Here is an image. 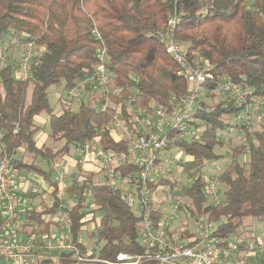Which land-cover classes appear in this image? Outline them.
Segmentation results:
<instances>
[{"label":"trees","instance_id":"trees-1","mask_svg":"<svg viewBox=\"0 0 264 264\" xmlns=\"http://www.w3.org/2000/svg\"><path fill=\"white\" fill-rule=\"evenodd\" d=\"M175 12L182 17L174 37L185 47L187 60L203 59L213 68L210 90L223 79L237 82L244 77L254 95L264 99V0H0V40L32 39L44 48L29 80L15 79L14 63L0 75V156L11 157L17 170L43 175L53 189L52 201L39 205L33 202L41 195L39 191L23 192L30 203L26 204L18 233L40 248L41 258L35 264H102L79 262L73 253L53 257L47 252L52 226H61L53 219L54 214L64 204L57 195V182L50 180L53 170L46 171L36 165V160L63 159L71 147L95 140L106 152L125 151L127 141L110 130L101 131L118 109L129 121L133 117L129 102L133 107L149 108L152 103L171 107L172 96L189 92L187 80L178 75L181 67L155 37ZM101 49L107 52V68L112 73L107 93L111 106L100 111L105 102L101 92L90 90L77 111L64 108L60 114L54 112L50 87L61 85L68 91L92 75ZM30 86L33 89L28 103ZM239 111L231 100L212 106L203 102L196 115L207 123L204 138L177 144L189 161L182 172L192 183L183 188V195L193 205L192 216L216 223L213 237L226 239L234 235L241 238L238 230L245 227L246 219L261 223L264 233V124L252 133L243 128L245 143L231 149V162L216 177L222 202L210 205L204 193L201 171L205 162L219 158L214 154L216 146H223L219 132L230 127V119ZM42 113L48 114L50 139L64 142L56 150L39 146L35 139L34 120ZM20 150L34 163L17 158ZM246 152L248 160L243 163ZM77 169L80 177L66 187V197L74 199L63 210L75 242L89 231V224L95 225V231L88 232L87 237H96V241L88 248L80 247L83 257L116 263L120 253L145 255L138 241L140 217L123 201L121 190L96 184L93 175L85 174L79 166ZM121 171L128 173L136 168L129 165ZM163 184L175 188L182 182L164 179ZM153 217L159 219V215ZM224 217L227 223H222ZM176 236L178 242H184L191 234L185 230ZM95 246L97 249L88 255V249ZM244 248L240 245L239 251ZM0 264L9 263L0 260Z\"/></svg>","mask_w":264,"mask_h":264},{"label":"built area","instance_id":"built-area-1","mask_svg":"<svg viewBox=\"0 0 264 264\" xmlns=\"http://www.w3.org/2000/svg\"><path fill=\"white\" fill-rule=\"evenodd\" d=\"M181 17L182 13L172 14L167 19L165 29L157 32L155 37L164 46L166 53L181 67L178 75L187 80L189 92L182 96H172L171 107L156 104H151L149 108L133 107V103L129 102L128 105L133 108V117L129 121L118 109L113 119L101 127V131L110 130L121 140L127 141L128 148L125 151L106 152L96 140L76 147L81 157L80 162L86 161L91 155L97 156L100 159L98 167L105 175V180L110 182L111 187L121 190L123 201L129 207H136L140 211L138 241L145 250V255L120 253L116 263L83 257L80 247L88 248V243L83 238L76 242L73 240L71 225L63 210L65 203L69 201L66 197L67 171L65 167H60L56 179L59 187L57 195L62 201L65 197L66 200L53 218L61 224L59 235L55 240L49 237L46 244L47 252L53 257L73 253L79 262L102 264H221L222 261H230L239 251L240 245L244 246L241 238L236 235L229 239L213 237L217 224L203 216H192L193 205L183 195V188L189 187L192 181L182 172L184 163L176 162L169 152L176 149L179 155L184 154L177 147L178 143L202 141L207 123L196 114L211 93H218L224 100H231L240 108L232 117L235 125L230 126L231 131L240 127L251 133L258 130L264 124V99L254 95L244 77H240L237 82L223 79L215 90H210L209 84L214 80L212 66L203 59L188 61L185 47L174 37V29L181 23ZM11 45L20 54V60L15 67V79L27 81L31 77L34 62L41 57L44 48L32 39H14L11 42L0 40V75L8 65ZM111 77L112 73L107 68V52L101 49L92 75L82 79L67 92L71 100L81 102L90 90L100 91L105 101L100 111L104 112L111 106L107 94ZM129 165L134 166L136 171H121ZM221 171H216L213 177L205 180L204 193L210 205L222 202L216 178ZM174 172L185 176L182 185L172 188L163 184L164 179L177 181L170 178ZM19 173L14 168L11 157L0 156V260L9 264H35L41 258L38 252L40 248L18 233L27 204L18 194L22 191ZM162 187L169 188V192H162ZM168 195L175 201L169 206L164 201V197ZM155 215H159V219H154ZM191 221L196 229L190 232L191 237L188 240L178 242L168 236L173 222H180L183 228H188ZM221 221L227 223V218L224 217ZM96 249V246L89 248L88 255ZM232 262L246 264L249 259Z\"/></svg>","mask_w":264,"mask_h":264},{"label":"rangeland","instance_id":"rangeland-1","mask_svg":"<svg viewBox=\"0 0 264 264\" xmlns=\"http://www.w3.org/2000/svg\"><path fill=\"white\" fill-rule=\"evenodd\" d=\"M32 89H33L32 86H30L28 89V103L31 100ZM0 93L1 94L3 93V87L1 85V82H0ZM49 93H50V96H49L50 102L55 112H57V108H59L60 110L63 108H71L73 111H77L80 107V102H75L71 100L68 92L65 91L63 89V86L61 85L60 86L55 85V86L50 87ZM223 101H226V100H224L223 97L220 96L218 93H214L213 98H207L204 102L207 103L209 106H212L218 102H223ZM152 104H155V103H152ZM56 106H59V107H56ZM47 119H48L47 113H42L41 115L35 118L34 127L37 128V135L35 139L38 141L39 144L43 143L47 147H51L55 149L62 147L64 145V142L53 143V141L50 140V138H48L50 130H49V127L46 125ZM229 125L234 126L235 119L231 118ZM219 138L222 140L223 146H216L214 148V154L218 156L219 158H214L210 161L205 162L204 167L201 171V176L204 180L213 177L216 171L223 170L224 168L228 166V164L231 162V155H230L231 149L233 147H237L245 143V130L240 127V128H234L233 131H231L230 127L227 126L225 129L219 132ZM22 153H23V150H20L17 154V158L23 160L27 164H30L32 162L34 163L31 156L29 155L22 156L23 155ZM169 153H171V157L175 159L176 162L181 161V164L183 163L187 164L189 162L186 155L183 153L179 155L176 149H174L173 151ZM77 156L78 154H77L76 148L74 146L71 147L70 154H69L70 158L68 159L69 163L74 162ZM247 160H248V153L246 152L243 155V163L246 162ZM36 161H37L36 165L41 166L42 159L39 158ZM98 161H100L99 158H98ZM240 161H242V158L240 159ZM21 173L24 177H27L28 180L30 181V184H31L30 189H34L35 191H40V189L43 188L42 186L46 184L47 182V180H45L43 175L41 174H37L33 172L30 176H27V172L25 170H23ZM170 178L180 181V182H184L185 180V176L178 172H174L172 175H170ZM51 179L53 181L57 179V172L55 170L53 171L51 175ZM94 180L95 182L98 181L97 179H94ZM190 181H192V179H190ZM104 184L110 185V182L106 181ZM164 190L167 191V193L169 192V188L162 187L161 191L163 192ZM218 190L220 194L221 189L219 188V186H218ZM42 192L43 193H41L40 196L36 197V200H34V204L39 205V203H41L42 201L44 202L48 201V196L47 194L44 193V189H42ZM28 201L29 200L27 199V202ZM164 201L167 206L175 202L173 197H171L170 195L165 196ZM132 210L137 216L140 215V211L136 207H133ZM100 217H101V214L97 215L98 219ZM180 225H181L180 222H173L169 228L170 235H172L177 241H178V236H176L177 235L176 229L180 227ZM244 225L245 227L240 228L238 232L242 233L241 240L243 241L245 248L240 250L241 251L240 256L237 253V255H233L231 260L233 261L241 260L242 262H244L245 260L249 259L252 264H262V261L264 260L263 225L253 219L244 220ZM94 226H95L94 224H89L87 226V228L89 229L88 232L92 233L93 231H95ZM195 229H196V225L194 224V222L192 221L189 222L188 231L192 233L193 231H195ZM88 232L86 231L83 233V238L88 243V246H90L93 243H95L96 237H93V238L87 237ZM100 245H102V243Z\"/></svg>","mask_w":264,"mask_h":264},{"label":"crops","instance_id":"crops-1","mask_svg":"<svg viewBox=\"0 0 264 264\" xmlns=\"http://www.w3.org/2000/svg\"><path fill=\"white\" fill-rule=\"evenodd\" d=\"M9 53H10V56H9L8 64L9 63H14V65L16 67L18 62H19V60H20L19 51L15 48L14 45H11ZM55 105H56V103H55ZM56 107H59V106H56ZM63 109L60 110L59 108H57V112L56 113L60 114ZM46 122H47V120H46ZM48 138H50L49 135H48ZM37 143H38V141H37ZM38 145L39 146H43L45 144H43V143L39 144L38 143ZM53 149L56 150L55 148H53ZM77 154H78V156H77V158H76V160L74 162H70L69 163L68 159L70 157L68 155V156H65L63 159H56L55 161H52V162H49V161H46V160H42L41 167L44 168L46 171L51 169L53 171L55 170L56 172L59 170L60 167H65L66 171H67V179H66V186L67 187L72 183V181L74 179H78L80 177V175L78 176V173H77V170H78L77 167L78 166L82 169L83 172H85V174L93 175V180L94 179L98 180L97 182H95V180H94V183H96V184H104L106 182L105 175L103 173H101V171H100V169L98 167L99 166L98 157L95 156V155H91V156L88 157V159L86 161L83 160L82 162H80L81 157H80L78 152H77ZM66 161H68V162H66ZM22 171L23 170H19V172H20L19 176H20V181H21L20 186L22 188V191H20L18 194H19L20 199L28 204V203H30V201L27 202V198H24L23 192H24V190H26L28 192H35V190L34 189H30V186H31L30 181L28 180L27 177H24L22 175V173H21ZM31 174L32 173H30V174L27 173V176H30ZM50 180L52 182H54L52 179H50ZM42 187H43L42 189H44V193L47 194V196H48V201H46V202L50 203L52 201L50 194L52 193L53 189L50 186L49 181H47L46 184H44ZM42 189H40V191H39L40 193H43ZM67 198L69 199V201L65 203L66 205H68L69 203L72 202V199H74V196L73 197H67ZM34 200H36V198ZM65 200H66V197L64 198L63 201L65 202ZM59 230H61V226L60 225L52 226L51 232H50L51 240H55V237H57L59 235L58 234ZM185 230H188V228H183V226L181 224L180 227H178L176 229V232L178 234V232L185 231ZM240 252L241 251L237 252L239 256L241 254ZM237 253H235L234 255H237ZM221 264H233V262H232V260H230V261H222ZM246 264H252V263L249 260V262L246 263Z\"/></svg>","mask_w":264,"mask_h":264}]
</instances>
